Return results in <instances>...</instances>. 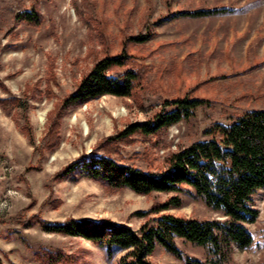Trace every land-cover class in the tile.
<instances>
[{
	"label": "rangeland",
	"instance_id": "1",
	"mask_svg": "<svg viewBox=\"0 0 264 264\" xmlns=\"http://www.w3.org/2000/svg\"><path fill=\"white\" fill-rule=\"evenodd\" d=\"M33 3L43 17L40 25L15 15ZM222 6L234 10L173 16ZM124 48L145 67L144 88L129 97L105 94L64 106L97 60ZM186 95L206 101L190 118L160 136L136 133L110 142L129 123L151 118L165 99ZM258 108H264V0H0L1 264H42L35 258L42 248L64 252L76 264H112L106 248L80 236L47 232L34 215L51 221L110 218L139 228L147 218L137 211L178 195L181 205L163 212L225 218L191 188L139 194L112 189L80 169L58 173L103 149L120 162L162 170L169 154L207 138L210 125ZM254 201L260 211L249 225L254 243L235 246L230 264H264V188ZM177 243L207 261L202 246ZM152 259L184 264L162 246Z\"/></svg>",
	"mask_w": 264,
	"mask_h": 264
},
{
	"label": "trees",
	"instance_id": "2",
	"mask_svg": "<svg viewBox=\"0 0 264 264\" xmlns=\"http://www.w3.org/2000/svg\"><path fill=\"white\" fill-rule=\"evenodd\" d=\"M233 10L225 6L198 8L179 11L173 16H206ZM15 15L34 25L43 21L36 3L15 11ZM145 86V67L137 64L124 48L119 54L97 60L63 104L66 107L105 94L129 97ZM205 102V99L187 95L165 99L151 118L129 123L111 137L110 142L127 140L136 133L160 136L173 124L193 116ZM229 120V123L215 122L205 130L207 138L169 154L162 170H145L120 162L109 149H103L102 153L94 152L71 161L58 173L59 176L69 175L80 169L112 189L127 187L139 194L180 193L191 188L197 197L225 218L200 219L163 212L170 206L181 205V198L172 195L163 203L137 211L136 214L147 218L139 228L110 218L51 221L34 215L33 220L47 232L80 236L106 248L112 264H158L152 259L158 246L184 264H230L234 247L248 248L255 239L249 225L256 222L260 214L254 196L264 188V108L247 110ZM21 222L28 226L32 223L24 219ZM177 239L202 246L208 254L207 261L185 253ZM23 240L28 243L24 234ZM118 252L121 255L116 258ZM68 256L46 248L35 252V258L42 264H76Z\"/></svg>",
	"mask_w": 264,
	"mask_h": 264
}]
</instances>
